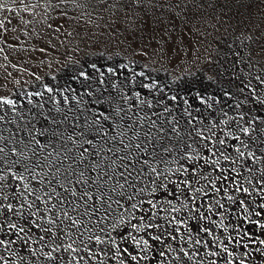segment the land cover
Instances as JSON below:
<instances>
[{
    "label": "rangeland",
    "instance_id": "1",
    "mask_svg": "<svg viewBox=\"0 0 264 264\" xmlns=\"http://www.w3.org/2000/svg\"><path fill=\"white\" fill-rule=\"evenodd\" d=\"M262 81L264 0H141L140 3L135 0H0V100L16 102L14 106L0 105V115L4 116L0 128L5 137L10 138L11 132L23 127L32 117H35L32 122L37 128H46L48 124L39 113L62 117V113L55 112L56 107L64 109L69 117L79 116L80 119L74 122L83 125L84 118H90L93 112L109 115L117 106L127 108V103L138 105L135 94L139 93L141 99L151 101V112L163 113L157 120V127L168 125L171 119L169 113L164 112L165 106L171 109V116L178 118L179 136L168 132V127H165L166 134L171 137L167 143L179 145L177 151L183 148L184 143H192L188 136L192 129L187 123L191 119L193 124L203 121V125L198 126L216 125L217 137L226 139L228 151L233 156L236 153L231 145L245 152L239 162L242 175L235 179L242 181L250 194L236 192L232 184L234 174L226 173L229 179L225 186L236 202L221 201L228 211L222 219L220 215L213 214L216 224L207 219L187 220V227L192 229L193 234L200 232L202 238L210 241L207 248L200 246L197 257L187 264H196V260L208 251L219 253L207 258L216 260L217 264H240L241 260L244 264H259L260 259L253 260L258 255L254 246L250 247V240L255 237L254 240L264 241V228L259 226L254 229L248 224L260 215L255 223L264 221V207H261L264 205V181L257 182L260 170L264 169ZM152 84L156 87L143 86ZM124 95L133 99L125 103L121 99ZM173 96L175 100H171ZM64 97L68 98L67 103ZM96 100L105 102L95 103ZM56 101L60 103L56 104ZM77 101H80L79 105ZM140 107H143L141 116L151 115L147 107ZM186 108L191 116L185 113ZM136 110L133 107L132 111ZM241 116L244 127H249L246 122L253 117L259 118L250 127L251 136L238 132L237 121ZM151 118L156 120L157 116ZM64 127L65 135L72 131L67 124ZM147 127L145 121L144 130ZM252 128L256 130L252 131ZM227 132L240 135L249 148L246 150L238 141L225 136ZM40 139L43 142V138ZM192 147L202 149L200 143H192ZM248 150L260 159L248 157ZM202 154L210 155L207 150H203ZM224 167L230 168L231 165L221 160V168ZM249 168L251 172L247 171ZM205 170L208 171L209 166ZM245 177L251 179L252 185ZM217 186H220L219 181ZM13 190L15 185L9 189ZM202 199L212 203L209 197ZM183 200L184 197L174 200L175 206L180 208L179 212L172 213L177 220L187 217V212L181 207ZM240 200L244 201L243 205ZM11 202L15 204V201ZM199 203L197 201L196 206ZM189 205L192 206L191 201ZM140 215L138 211L137 219L122 226L119 235L115 232L112 235L131 255L146 256L141 264H178L172 260L166 244L173 248L183 246L190 255L196 251V248H189L179 240V236L185 234L182 224H165L178 237L166 244L152 240V236L159 234L158 229L146 228L137 232L132 225L149 223L147 215L144 220H139ZM158 215L161 219L154 223H164L166 213L159 212ZM21 223L28 226L26 220ZM202 226L210 227L212 235L200 231ZM176 227L180 228L179 232L174 231ZM129 233L137 239L147 240L151 249L147 253L141 252L143 245H136ZM121 236L125 239L121 240ZM213 236H219L233 255L225 253L223 245H214ZM243 237L248 241H244ZM0 239L15 240L16 237L14 233L7 236L0 233ZM35 247V244L25 246L17 240L11 245L17 256L8 252L0 254L8 259L9 264H25L20 256L35 261L31 254V249ZM162 250L164 256L160 255ZM64 255L67 257L68 254ZM111 256L109 252L104 257L106 264H119ZM100 259L98 256L96 260H88L85 256L87 264H99ZM36 264L46 262L41 257ZM125 264L135 262L128 257Z\"/></svg>",
    "mask_w": 264,
    "mask_h": 264
},
{
    "label": "snow or ice",
    "instance_id": "2",
    "mask_svg": "<svg viewBox=\"0 0 264 264\" xmlns=\"http://www.w3.org/2000/svg\"><path fill=\"white\" fill-rule=\"evenodd\" d=\"M135 2L140 3L141 0ZM143 86L156 87L155 84ZM48 91L51 92L52 89ZM121 99L127 103L133 97L124 95ZM135 99L138 100V105L127 103V108L117 106L109 115L93 112L90 118H84L83 125L74 122L80 119L79 116L69 117L64 109L56 107L55 112L62 113V117L39 113L48 124L46 128H37L32 122L35 117L11 132L10 138L5 137L0 128V233L6 236L14 233L16 237L15 240L0 239V253L8 252L17 256L18 253L11 249V245L18 240L25 246L36 245L31 249L35 261L20 256L25 264H36L41 257L46 264H87L85 256L88 260H96L100 256L99 264H106L104 257L109 252L112 253L111 259L118 260L119 264H125L128 257L135 264H141L146 256L131 255L112 235L114 232L119 235L122 226L137 219L138 211L141 212L138 219L144 220L147 215L149 223L132 227L137 232L145 231L146 228L158 229L159 234L152 236V240L161 244L178 239L165 224L184 225L185 234L179 236V240L189 248H196V251L190 255L183 246L173 248L166 244L172 260L178 264L194 260L200 246L208 247L210 241L202 238L200 232L193 234L192 229L187 227V220L207 219L216 224L217 221L212 219L213 214L222 218L228 211L221 201L226 199L228 202H236L225 186L229 179L226 173L234 174L232 184L236 192L250 194L249 188L243 187V182L235 179L242 175L239 162L245 152L240 147L231 145L236 153L233 156L228 151L226 139L217 137L214 130L216 125L198 126L203 125V121L193 124L191 119L187 122L192 129L188 136L192 143H200L202 149L193 148L192 143H184L183 148L177 151L178 146L167 143L171 137L166 134L164 125L157 127V120L163 113L158 115L151 112V101L141 99L139 93L135 94ZM175 99V96L171 97V100ZM64 100L65 103L68 102L67 97ZM15 103L10 99L0 100V105L14 106ZM59 103L56 101V104ZM140 105L147 107L151 115L141 116L143 107ZM133 107L137 108L135 112L132 111ZM164 112L171 117L167 131L179 136V121L171 116V109L167 106L164 107ZM185 113L191 116L187 108ZM153 115L157 116L156 120L151 118ZM257 119L259 118L253 117L246 122L249 127H244L241 116L237 121L238 132L251 136L250 127L256 124ZM3 121L4 116L0 115V122ZM109 121L111 123L106 127ZM145 121L148 123L146 130ZM66 124L72 129L67 135L64 127ZM153 129L156 131L153 132ZM255 130L252 128V131ZM225 136L238 141L244 149L249 148L240 139V135L227 132ZM203 150H207L210 155H203ZM247 155L260 159L251 150H248ZM221 160L228 162L231 167L221 168ZM206 166H209L208 171L205 170ZM217 171L218 174L213 175ZM247 171L251 172V169ZM260 172L258 183L264 181V169ZM245 180L252 185L251 179L245 177ZM201 181L205 183L202 184ZM218 181L220 186H217ZM13 185L15 190L9 191ZM252 187L255 190V186ZM222 192L223 195H220ZM181 197H184L181 207L187 212V217L177 220L172 213L179 212L180 208L175 206L174 200ZM204 197H209L212 203L203 200ZM11 201H15V204ZM189 201L192 202L191 207ZM197 201H200L199 206H196ZM239 203L243 205L244 201L240 200ZM159 212L166 213L164 223H154L161 219ZM24 220L28 221L27 227L21 223ZM174 231L179 232L180 228L176 227ZM200 231L210 236L213 232L208 226H202ZM131 238L136 245H143L141 252L147 253L151 249L147 240L137 239L135 236ZM124 239L121 236V240ZM228 239L231 240L232 237L229 236ZM212 242L216 246L223 245V251L229 256L233 255L228 252L227 245L223 244L219 236H213ZM81 252L84 255H80ZM64 253L68 254L67 257ZM160 255H165L163 250ZM218 255L215 251H208L204 257L196 260V264H206V261L207 264H217L216 260L207 258ZM0 264H9L3 254H0ZM240 264L244 262L241 260Z\"/></svg>",
    "mask_w": 264,
    "mask_h": 264
},
{
    "label": "bare ground",
    "instance_id": "3",
    "mask_svg": "<svg viewBox=\"0 0 264 264\" xmlns=\"http://www.w3.org/2000/svg\"><path fill=\"white\" fill-rule=\"evenodd\" d=\"M176 119H178V118H176ZM168 123V122H167ZM164 127H168V125L166 124V125H164ZM177 144H178V142H177ZM177 146H179V145H177ZM259 209V208H258ZM261 209V208H260ZM261 213V212H260ZM249 215V214H248ZM260 215V214H259ZM252 216V215H251ZM262 215H260V216H258V217H261ZM221 217V216H220ZM258 217L256 216V218L255 219H253V221H252V223L251 224H248V225H252V228L254 227V229L255 228H257V227H259V226H261V225H264V221H263V223L261 222V221H259L258 223H255L256 222V220L258 219ZM223 218V217H222ZM221 218V219H222ZM264 228V227H263ZM254 239H255V237H253ZM244 241H248L247 240V238H242ZM254 239H252V240H250V241H252V246H250V247H253L254 248V250L255 251H257V255L258 256H255L254 257V259L253 260H256V259H260L259 260V264H264V243L262 244L260 241H258V240H254ZM244 245H247V243L246 242H244ZM24 249H25V247H23L22 248V251L24 252ZM159 253V252H158ZM255 263H257L258 261H254Z\"/></svg>",
    "mask_w": 264,
    "mask_h": 264
}]
</instances>
